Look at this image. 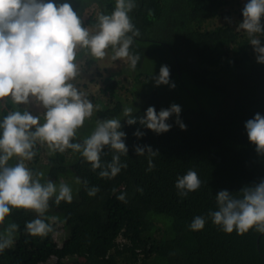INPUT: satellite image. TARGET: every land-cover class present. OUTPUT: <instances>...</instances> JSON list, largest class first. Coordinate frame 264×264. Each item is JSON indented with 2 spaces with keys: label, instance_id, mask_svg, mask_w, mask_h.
Wrapping results in <instances>:
<instances>
[{
  "label": "trees",
  "instance_id": "trees-1",
  "mask_svg": "<svg viewBox=\"0 0 264 264\" xmlns=\"http://www.w3.org/2000/svg\"><path fill=\"white\" fill-rule=\"evenodd\" d=\"M231 1L135 0L129 16L140 35L129 51L140 60L135 69L127 62L119 71L130 77L128 88L111 74L103 79L104 86L93 97L98 108L91 118H115L125 102L141 118L150 106L158 114L175 104L186 130L180 129L174 115L166 121L171 129L161 134L138 123L129 126L123 119L128 152L121 162L127 168L111 179L101 178L100 169L93 170L80 153L68 149L49 154L38 144L28 167L34 173L39 166L47 167L48 178L60 183L71 170L81 181L78 193L70 204L57 205L54 197L49 201L46 216L58 219L43 238L26 232L25 224L36 218L34 213L13 210L0 231L10 223L19 228L13 246L0 253V264H264V233L255 229L242 235L225 233L208 215L218 210L219 191L238 194L264 179V156L249 143L244 127L256 113L264 116V64L257 62L247 34L238 30L248 0L235 10L236 26H205L217 17L228 18ZM67 2L90 27L99 14H111L115 8V0ZM261 24L264 27V18ZM260 38L264 46V36ZM164 65L170 70L169 85L157 86ZM122 88L129 97L121 94ZM9 110L11 104L0 107V119ZM137 129L144 132L140 138L133 135ZM78 140L73 142L84 139ZM137 145L158 152L152 158L153 170L148 171L147 155H136ZM113 154L105 148L101 163L111 162ZM190 169L202 184L182 198L176 180ZM92 187L99 188L95 196L87 194ZM121 194L126 202L117 199ZM196 216L206 219L199 231L189 227ZM62 229L64 239L58 243L55 234Z\"/></svg>",
  "mask_w": 264,
  "mask_h": 264
},
{
  "label": "clouds",
  "instance_id": "clouds-1",
  "mask_svg": "<svg viewBox=\"0 0 264 264\" xmlns=\"http://www.w3.org/2000/svg\"><path fill=\"white\" fill-rule=\"evenodd\" d=\"M135 7V0H115L114 11L99 14L94 28L90 29L67 0L61 3L0 0V107L12 105V110L0 119V226L13 210L32 212L36 218L26 222V232L32 237H46L58 219L46 216L49 201L54 197L58 205L73 200L72 189L66 183L58 186L51 180L42 183L44 173H34L28 167L27 162L35 157L38 144L46 146L49 154L68 149L80 153L93 170L100 169L101 178H114L127 168L121 162V156H127L128 152L124 143L126 133L120 131L121 118L97 120L89 137L82 143L73 142L78 129L98 108L74 81L81 74L77 61L81 51L95 60H103L111 50L113 61L127 60L130 68H136L140 56L129 51L134 38L140 35L129 16ZM242 17L238 30L247 34L257 62L264 64L260 38L264 36L261 24L264 0H248ZM169 76L168 66H161L156 85H169ZM21 105L25 106L23 110L19 108ZM33 110L42 115L33 114ZM135 111L132 106L123 109V119L129 126L138 123L156 134L166 133L172 127L166 121L174 115L180 129L186 130L179 120V105L161 109L158 114L150 106L142 118L134 116ZM244 127L249 143L255 146L258 155L264 156V116L256 113ZM133 135L140 138L144 132L137 129ZM105 148L114 154L111 162L102 164ZM134 151L137 156L147 155L148 171L154 169L152 158L158 152L140 145ZM12 160L16 163L10 164ZM80 182L77 178L76 183ZM201 184L197 172L190 169L177 178L175 187L184 198L196 192ZM98 191V187H92L87 194L95 196ZM117 199L126 202L124 194ZM216 203L218 210L208 215L225 233L236 231L242 235L252 229L264 233V179L244 186L238 194L221 190ZM205 223V217L196 216L189 227L199 231ZM18 228L16 223H10L0 231V253L13 246Z\"/></svg>",
  "mask_w": 264,
  "mask_h": 264
},
{
  "label": "rangeland",
  "instance_id": "rangeland-1",
  "mask_svg": "<svg viewBox=\"0 0 264 264\" xmlns=\"http://www.w3.org/2000/svg\"><path fill=\"white\" fill-rule=\"evenodd\" d=\"M245 4L244 0H232L231 4L227 5V9L230 11V15L228 18H222V17H217L215 19L209 20L205 23V26L207 28H211L215 26L216 24H222V23H228L232 24L233 26H236V23L234 20H236V13L235 10L239 9L241 6ZM86 15V13H85ZM84 15V16H85ZM89 27L90 29L94 27L86 26ZM113 55L112 51L109 50L108 56L105 57L103 60H95L91 56L84 54L82 56L77 57V61L80 64V76L77 77V79L74 81V83L77 85V87L80 88L82 92H84L85 96L93 103V97H95L98 94V90L104 86V78L108 75L111 74L113 75V78L116 80L120 81V84L126 88L129 87L130 85V77L127 76L123 73H119L122 67H124L127 64V60H117L113 61L111 59V56ZM121 94L123 96L129 97L128 91H126L124 88L120 90ZM206 102L208 101L205 100ZM25 106L21 105L19 108L23 110ZM125 107H129V104L125 102ZM124 107V108H125ZM33 114H41L40 112L33 110ZM115 118H121V125L123 121V112H121L119 115H117ZM96 119L95 118H89L86 119L84 122V125L78 129L76 139L83 140L90 136L92 132L95 130L96 127ZM102 121V120H101ZM122 129V127H121ZM120 129V131H121ZM78 140V141H79ZM10 164H15L16 161L12 160L9 162ZM40 168L38 169L39 172H43L44 176L41 179V182H47L50 179L48 178V168L44 166H39ZM77 177L75 174L71 171L68 170L65 173V178L63 183H66L71 189H72V194L73 196H76L78 193L79 189V184L76 183ZM57 186L60 184V182H55L51 180ZM62 234V235H61ZM55 238L60 243L64 239V231L59 230L55 234Z\"/></svg>",
  "mask_w": 264,
  "mask_h": 264
},
{
  "label": "built area",
  "instance_id": "built-area-1",
  "mask_svg": "<svg viewBox=\"0 0 264 264\" xmlns=\"http://www.w3.org/2000/svg\"><path fill=\"white\" fill-rule=\"evenodd\" d=\"M54 259H55V257L52 256V257L50 258L49 262L51 263Z\"/></svg>",
  "mask_w": 264,
  "mask_h": 264
}]
</instances>
